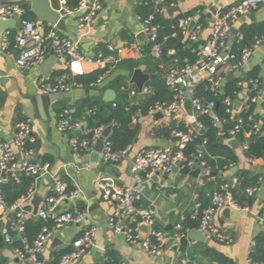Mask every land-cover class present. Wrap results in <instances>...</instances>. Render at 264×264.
I'll return each mask as SVG.
<instances>
[{"label":"built area","instance_id":"2783aa9c","mask_svg":"<svg viewBox=\"0 0 264 264\" xmlns=\"http://www.w3.org/2000/svg\"><path fill=\"white\" fill-rule=\"evenodd\" d=\"M60 10L66 17H76L81 28L91 26L103 9V0H80L79 5L71 9L69 0H58ZM141 5L151 3L154 10L142 22V31L145 34L143 44L149 47V56L159 61V68L162 73V79L165 86L173 93L171 102H159L155 104L150 115L162 114L164 118L174 121L176 127L172 132L174 148L159 149L147 148L141 149L135 154L132 161V172L139 174L145 173L148 179L155 174L160 173L169 175L176 169L183 170L188 168L192 172L199 168L201 173L198 176V182L202 183L205 176H209L210 167L204 159V149L206 140H203L195 155L187 157L185 150L188 145L194 142L203 126L198 121L201 115H208L213 120V126L217 130V136L220 139L229 142L236 140L238 149L245 155L249 149L252 137L261 131L262 118L259 111L248 115V119L253 123L247 124L245 115L251 108V105L259 102L264 103V89L262 87L261 77H251L246 80L243 76H238L237 86L241 89L235 92L234 96L227 95L223 98L224 115L221 117L216 114L215 108L218 105L215 100L208 101L203 96L197 94V88L200 85L208 84V89L216 96H223L227 84V75L241 73L249 64L258 50L264 47V34L257 37L252 45H244L237 50L233 49L234 43H241L244 39L241 29L236 34V40L233 44L229 42L231 32L236 27L242 17L249 16L264 6V0H240L235 4L226 7L222 14L209 25V35L203 40L202 34L204 26L198 23L193 16L183 17L178 21L179 29L186 38L197 44L193 50L196 53V61L190 63L186 60L184 67H169L163 62V44L159 41L160 25L155 20L156 16H165L167 7L163 6L164 0H140ZM25 8L20 4H0V21H8L17 18L19 27L15 33L11 30L5 32L0 48L7 52L11 46V38L14 40L15 47L19 54L16 58V65L21 70H30L40 67L46 61L50 51L55 56L64 60L67 65L68 73L59 76L55 81L50 82L47 78H41L39 85L41 93L44 95L64 94L71 92L75 87H79L73 78L84 75V69L87 62H103V54L100 53L96 59L88 58L82 54L79 44L69 39L65 34L59 31L54 25L47 24V31H42L36 21L24 19ZM194 27L191 28V23ZM126 41L124 47L129 46ZM107 50L112 53H121L122 49L109 45ZM174 54V51H169ZM160 73V72H159ZM72 76H74L72 78ZM99 79L98 82L102 80ZM133 84V83H130ZM128 85V88L122 87L123 91H128L130 97L138 98L140 95L146 97L152 93L151 88L144 86L139 91L135 86ZM190 101V109L186 108V102ZM262 103V104H263ZM115 106V105H114ZM140 114L138 113L137 116ZM258 115L259 118L256 117ZM133 118V123H138V117ZM233 123L232 127L229 124ZM82 122H74L72 113L64 111L62 119L58 122L57 128L61 132L73 128H81ZM247 126V128H246ZM105 130L104 127L94 131L92 141L86 139H75L71 141L72 148L81 155H89L93 150V144L98 140ZM32 127L29 120L20 121L14 132L11 141L0 142V169L5 172L7 179L12 177L17 179L21 173L38 179L48 174L49 165H44L34 157V149L29 148L33 144L31 136ZM88 131L87 133H89ZM131 146L120 152L112 150L111 143L106 139L104 149L99 155V162L102 164H119L125 160L131 152ZM17 152L20 153L23 160L20 164L16 161ZM251 166H257L261 159L247 157ZM233 166V165H231ZM230 166V167H231ZM55 197L48 199L47 207L40 208L36 217L45 223L52 221L53 225L45 224L32 244L28 243L24 237L25 210L19 202L14 205H8L0 190V212L2 214H13V221L9 232H16L23 243V248L13 249L14 254L21 260L31 264H45L41 258L47 244L53 239L60 229L70 224H81L87 216L86 210L78 207L57 211L56 209L70 200L77 197L76 191L67 193V184L59 176H54ZM240 182V176L233 177L225 182L219 191L212 196L211 206L203 209L199 202L193 206L189 218L197 223V229L202 232L207 240H215L221 244L231 245L235 242V232L226 231L217 219L218 212L222 210H245L252 212L251 208L242 209L237 200L230 191ZM264 185V172L259 173L258 183L255 186L246 189V195L252 198L258 194L261 186ZM105 201L115 204V213L109 217L108 225L117 235H122L131 245H140L151 256H162L167 244L181 242L187 237L191 229H187L183 221L187 216L181 217L174 228L172 234L157 227L158 211L155 206L140 207L138 202L142 198L141 191L135 186H120L111 181L104 180L99 183ZM33 192L28 197H32ZM24 198L22 201L27 200ZM258 224L264 226V204L261 213L257 216ZM95 232L93 229H86L82 235L76 239L73 249L63 254L56 264H71L81 259L87 249L93 245ZM4 241L12 243L10 233L4 235ZM256 246L255 240L251 244L250 253L254 252ZM189 259L183 258L180 264H189ZM250 264L253 263L249 259ZM126 264V263H124Z\"/></svg>","mask_w":264,"mask_h":264},{"label":"crops","instance_id":"0c3cea01","mask_svg":"<svg viewBox=\"0 0 264 264\" xmlns=\"http://www.w3.org/2000/svg\"><path fill=\"white\" fill-rule=\"evenodd\" d=\"M238 1L240 0H178L177 5L167 7V10L179 7L181 12H175L171 17L166 10L163 18L171 19L198 10L193 17L198 23H201L202 17L204 18L205 27L202 38L206 40L209 35L210 23L220 16L226 7ZM140 6V0H103V9L91 26L87 28H81L77 18L70 17V20L67 21V30L64 32L65 36L79 44L82 54L88 58L96 59L100 53L103 54L104 61L87 62L84 73L90 75L107 66L110 69L103 75L102 80L94 86L81 85L75 87L71 92L62 94L63 96L55 101L41 93L39 82L41 78H44L41 72L42 65L30 70L18 68L16 58L19 50L15 47L12 38L11 46L7 52H3L0 48V99L2 100L0 106V142L11 141L17 124L20 121L29 120L32 127L31 136L34 141L32 144L34 157L40 163L49 165L48 174L35 179L33 194L44 198L40 208L47 207L48 199L51 198L50 194H55L54 176L65 175L70 178L75 187L77 197L65 203L61 211L73 207L79 208V206L82 207V210L87 211L83 223L70 224L59 230L47 244L41 258L45 264H52L57 257L60 258L66 251L69 252L73 249V242L82 235L84 230L93 229L95 232L93 245L87 249L81 259L71 264H180L183 258L189 259V264H221L224 260H229L231 264H250L251 244L260 233L264 232V226L259 225L257 221V216L261 213L264 204V185L261 186L255 196L254 204L251 207L252 212L231 210L229 219L224 216L225 210L218 212L217 219L223 229L235 232V242L231 245L221 244L215 240L197 242L186 237L179 243L167 244L162 256H151L140 245L129 244L122 235H117L110 229L108 219L115 213L116 207L114 203L105 201L103 198L99 183L104 180L120 186L137 187L142 194V198L138 202L140 207L155 206V203L158 202L161 209L155 206L158 211L157 227L165 230L168 234L174 232V228L181 217L189 216L195 203L199 202L198 190L204 185V180L199 183L198 177L192 176L191 172L184 173L183 170L176 169L169 175L157 173L151 179H148L145 173L136 174L132 172V161L135 154L141 149L174 148L172 136L165 138L154 133V130L160 127L174 129L176 127L174 121L150 114L137 116L140 131L131 144L132 149L129 156L116 165L103 164L105 165L104 172H100V164L102 163H92L91 159L97 140L94 142L93 150L89 155H81L71 146L72 140L80 139V136L89 131L86 129L85 122L81 128H73L65 132H61L57 128L64 111H70L75 117L78 108L88 98H94L105 103L106 91L113 90L117 94V100L119 85L116 81L117 78L123 77V82L125 81L128 85L131 83L129 78L131 72L119 69L116 65L123 59L140 60L145 57L143 52L145 40L138 38L143 33L142 22L137 15V9ZM253 14L258 19L263 20L264 6ZM251 15L242 17L233 29L239 30L245 25L256 23L252 22ZM36 22L42 31H47V24H41L37 19ZM18 27L19 23L15 28L9 30L15 33ZM5 32L0 28V45ZM125 34L134 40L127 47H124V43L127 41L124 38ZM235 40L236 34L231 32L229 42L233 44ZM101 45L106 46V48L112 45L117 49H122V52L112 53L106 49L108 52L106 54L100 50ZM52 56V51H50L46 61L50 60ZM256 67L260 70L259 77L262 79L264 89V47L260 48L241 73H236L234 77H244ZM141 70L145 73L144 69ZM58 72H64L62 75L68 73L66 62L59 58L53 64L47 80L55 81L59 76L53 80L52 76ZM74 76L76 77V75ZM230 76L233 74L227 75V79ZM160 79L163 81L162 78ZM149 83L146 86L151 88ZM130 85L135 86L134 84ZM144 98L146 97H138L140 100ZM263 107L264 103L259 107L262 118H264ZM234 150L239 157V162L220 173L223 181L228 182L243 171L251 172L253 175L264 172V161L261 160L257 166H251L247 157L238 148ZM16 157L17 163L20 164L23 158L19 152H17ZM80 162L81 167H78L77 164ZM212 176L215 175L212 174ZM6 181L7 179L3 180L0 177V186ZM31 198L24 200V202L23 199L19 201L25 210V221L38 219L33 214ZM13 218L11 213L2 214L0 212V225L3 235L9 233ZM193 229H197V227ZM55 239H57L56 245L53 244ZM0 264L31 263L19 259L14 254L13 249L10 248V244L5 242L4 246H0Z\"/></svg>","mask_w":264,"mask_h":264},{"label":"trees","instance_id":"16d2710c","mask_svg":"<svg viewBox=\"0 0 264 264\" xmlns=\"http://www.w3.org/2000/svg\"><path fill=\"white\" fill-rule=\"evenodd\" d=\"M80 0H69V7L71 9L76 8L79 5ZM178 0H164L163 6L171 7L172 5H177ZM26 10L24 19L30 21H36V17L31 12L30 4L26 2L20 3ZM154 8L150 4L141 5L137 9L138 17L143 20L149 14L153 12ZM198 10L191 11L186 14H181L178 17L165 19L156 16L155 22L160 25V34L159 41L163 44V62L167 66L176 65L177 67H184L186 60L190 63L196 61L197 55L193 52L197 48V44L190 41L189 38H186L182 35L181 30L178 26V21L183 17L194 16ZM201 24L205 27L204 18L200 20ZM244 39L241 43H234L233 49L237 50L239 47L244 45H252L255 42V39L264 34V23H254L251 25H245L241 28ZM124 38L132 43L131 36L124 35ZM106 46L101 45L100 50L104 51L106 54ZM174 51V54H170L169 51ZM143 59L133 60V59H123L117 66L119 69H124L129 72H133L136 69H144V72L147 74H158L161 72L159 68V61L154 60L149 56V47H144ZM109 66L104 69L98 70L90 75H80L75 77V81L83 86L89 87L94 86L101 77L109 70ZM259 68H254L250 73L245 74L246 80L254 77H259ZM64 72H58L52 76V80L62 75ZM118 82V99L114 103H102L97 99L88 98L86 99L80 108H78L75 113V117L72 116L73 121L86 123V129L90 132L80 136V140L86 139L92 141L94 138V131L102 127L107 128L111 127V133L108 138V141L111 143L112 150L115 152H120L125 150L137 138L140 127L138 124L133 123V118L138 115L147 116L150 114L151 108L159 102H171L173 99V93L165 86L164 82L159 78L149 85L151 86L152 93L146 98L140 100L138 98H132L129 95L128 91H123L121 88H128V84L124 81L123 77L117 78ZM238 78L230 76L227 79L226 89L224 95L216 96L211 90L208 89V84L200 85L197 88V94L203 96L206 100L211 101L215 100L217 104L215 112L219 116L224 115V105L223 98L224 96L231 95L234 96L235 92L240 91L241 89L237 86ZM137 100V102H135ZM2 100L0 99V106ZM134 102V103H133ZM115 105V106H114ZM264 110V107H263ZM259 111L257 104L251 105L249 112L245 115V123L252 125L253 123L248 119V115ZM257 118L258 115H256ZM198 121L202 124L203 129L199 133L197 139L190 143L185 150L187 157L195 155L198 151L200 145H202L203 140H206V145L204 149V159L207 165L210 167L211 171L209 176L204 178V185L199 188V203L203 209H207L211 206L212 196L216 191H219L221 186L225 183L222 180L220 173L228 169L231 165H236L239 162V157L236 151L230 145V142L218 138L217 130L213 126V120L208 115H201L198 117ZM259 122L261 123V131L256 133L252 139L249 146V149L246 151L245 156L251 158H257L264 161V118H260ZM233 123L229 124V127H232ZM247 128V126H246ZM174 129L169 128H157L154 130L155 135L162 136L165 138H171L172 132ZM29 148H32V145H29ZM184 173H189L188 168L183 169ZM212 174L215 176L213 177ZM240 182L234 188H231L230 191L234 195V198L237 200V203L240 208H251L254 204L255 198L249 197L246 195V189L252 186L257 185L259 174L253 175L251 172L243 171L240 175ZM61 180L67 184V193L75 191L69 177L62 175ZM35 188V179L33 177L27 176L25 173H21L17 179L8 177L7 181L0 186L1 193L3 194L8 205L12 206L15 203L19 202L24 198H28ZM51 197H55L56 194L51 193ZM79 209L82 210V207L79 206ZM47 224L49 226L53 225L52 221L45 223L41 219H28L24 223V237L27 242L32 244L37 236L40 234L43 226ZM184 226L187 229H193L197 227L195 221L187 218L183 221ZM12 237V243L10 244L11 249L23 248L22 240L17 236L16 232H9ZM256 246L254 252L250 253L249 259L256 264H264V232L260 233L255 238ZM66 251L65 253H67ZM59 260V257L52 263L56 264ZM221 264H231L229 260H224Z\"/></svg>","mask_w":264,"mask_h":264},{"label":"water","instance_id":"95a60500","mask_svg":"<svg viewBox=\"0 0 264 264\" xmlns=\"http://www.w3.org/2000/svg\"><path fill=\"white\" fill-rule=\"evenodd\" d=\"M26 2L30 4V9L31 12L34 14L36 19L41 22V24H51L54 25L59 31L61 32H66L67 30V21L70 20V17L64 16L63 12L60 10V5L58 0H0V4H16V3H22ZM175 12H181V9L179 7L168 9L167 13L169 16H173ZM251 20L252 22L256 23H264V19H258L256 15L252 14L251 15ZM17 25V18H13L12 20L8 21H0V28L7 31L10 28H15ZM194 27V22L191 23V28ZM232 32L237 34L238 30L233 29ZM138 38L141 40H145V34L141 33ZM52 58L50 60L45 61V63L41 66V72L44 78H47L49 75V72L57 60L54 52H52ZM129 78L131 83H133L136 88L141 91L144 86H146L149 82L154 81L158 78H162V73L158 74H146L143 73L141 69H136L133 72L129 74ZM63 95L62 94H52V95H45V97L49 98L52 101L57 100L58 98H61ZM140 98H143L142 95L139 96ZM117 94L113 90H107L105 93L104 97V102L105 103H114L116 101ZM262 101L259 102V107L262 106ZM219 105V104H218ZM186 108L190 109L191 102L187 101L186 102ZM156 117L162 118V114H156ZM111 133V127L105 128V130L102 132L100 138L96 141L95 143V149H94V155L91 157L92 163H99V155L102 153L106 139L109 138ZM230 145L232 146L233 149L238 148V143L236 140H233L230 142ZM75 152V151H74ZM78 167H81V162L77 164ZM101 171H105V165L100 164ZM201 173V170L197 168L196 170L191 172V175L194 177H198L199 174ZM0 177L3 180L7 179V176L5 172H3L0 169ZM160 200L162 199L161 197L159 198ZM44 202V198L33 194L31 198V204L33 206V214L36 216L39 209L40 205ZM155 206L160 208V204L158 202L155 203ZM61 207L59 206L56 210L61 211ZM224 216L226 218L231 217V210L226 209L224 211ZM223 224V222H222ZM187 238L190 240H195L197 242H206L205 236L202 234V232L198 229H192L188 234ZM53 244H57V239L53 241ZM5 241H4V235L1 232V225H0V246H4Z\"/></svg>","mask_w":264,"mask_h":264}]
</instances>
